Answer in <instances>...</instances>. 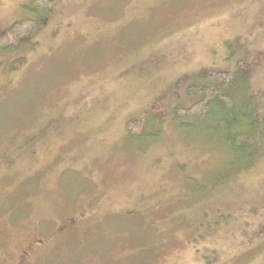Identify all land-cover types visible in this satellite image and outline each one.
I'll list each match as a JSON object with an SVG mask.
<instances>
[{
  "label": "rangeland",
  "instance_id": "1",
  "mask_svg": "<svg viewBox=\"0 0 264 264\" xmlns=\"http://www.w3.org/2000/svg\"><path fill=\"white\" fill-rule=\"evenodd\" d=\"M50 1L0 56V264H264V148L240 162L170 110L206 70L264 105V0ZM34 2L0 0V32ZM159 98L155 139L128 138Z\"/></svg>",
  "mask_w": 264,
  "mask_h": 264
},
{
  "label": "trees",
  "instance_id": "2",
  "mask_svg": "<svg viewBox=\"0 0 264 264\" xmlns=\"http://www.w3.org/2000/svg\"><path fill=\"white\" fill-rule=\"evenodd\" d=\"M39 1L26 8L22 19L12 23L8 30L0 32V56L11 54L14 48L26 43L47 23L51 14V1ZM239 81L235 73L201 72L198 80L186 88L189 105L181 107L180 104H172L170 110L174 115L177 114V119L195 121L198 138L207 135L213 145L230 150L236 159L246 164L249 157L264 148V105H257L255 96H245L246 82ZM238 85H242L240 92L236 88ZM242 95L245 100H242ZM164 103L163 98L155 99L138 118L128 119L125 123L127 137L144 138L147 143L153 141L165 119L166 113L161 114L166 109Z\"/></svg>",
  "mask_w": 264,
  "mask_h": 264
}]
</instances>
